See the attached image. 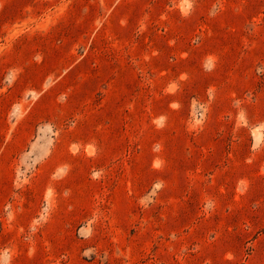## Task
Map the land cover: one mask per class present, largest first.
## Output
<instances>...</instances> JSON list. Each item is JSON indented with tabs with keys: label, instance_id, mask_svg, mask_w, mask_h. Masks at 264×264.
<instances>
[{
	"label": "rangeland",
	"instance_id": "obj_1",
	"mask_svg": "<svg viewBox=\"0 0 264 264\" xmlns=\"http://www.w3.org/2000/svg\"><path fill=\"white\" fill-rule=\"evenodd\" d=\"M0 264H264V0H0Z\"/></svg>",
	"mask_w": 264,
	"mask_h": 264
}]
</instances>
